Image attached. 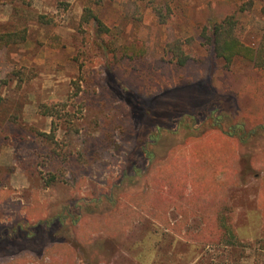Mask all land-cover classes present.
<instances>
[{
  "label": "rangeland",
  "instance_id": "rangeland-1",
  "mask_svg": "<svg viewBox=\"0 0 264 264\" xmlns=\"http://www.w3.org/2000/svg\"><path fill=\"white\" fill-rule=\"evenodd\" d=\"M151 1L0 0V32L28 29L0 50V225L64 218L55 238L42 233L0 264H264L263 137L233 165L202 140L180 148L183 137L159 143L152 167L140 153L149 110L168 124L219 104L246 134L264 124V71L242 58L227 67L202 37L234 15L237 36L258 47L264 0H154L164 21ZM85 7L111 29L103 41L82 23ZM176 40L193 68L166 52ZM221 214L241 242L200 238L204 218Z\"/></svg>",
  "mask_w": 264,
  "mask_h": 264
},
{
  "label": "trees",
  "instance_id": "trees-1",
  "mask_svg": "<svg viewBox=\"0 0 264 264\" xmlns=\"http://www.w3.org/2000/svg\"><path fill=\"white\" fill-rule=\"evenodd\" d=\"M8 1L10 3L19 1L24 5H30L34 0ZM151 4L156 13L162 18V21H164L162 11L154 4V0L151 1ZM39 21L43 24L51 23L50 17L44 15L39 17ZM82 23L93 26L94 30L91 29L95 31L97 37L96 42L99 40L103 41L106 36L112 33L111 29L107 27L89 7H85V14ZM91 23L93 25H91ZM237 27L238 21L236 20V17L234 15L227 16L222 21L212 24L210 28H206L202 33V37L209 45L211 54L216 59L223 60L227 67H229L234 60L242 58L255 69L264 71V31L259 46L254 48L244 44L237 36ZM27 38L28 29L26 27L14 31L0 32V50L25 43ZM165 49L166 52L171 55L172 59L176 61L179 67H194V59L185 52L180 40L168 43ZM191 90L187 89L186 93L191 92ZM189 98L191 102L196 104V101L198 100L197 96H191L190 94ZM222 108L223 107L219 104L209 106L208 109H205V116H203L204 112H195L189 108L170 116L168 118V124H161L158 123V121H155V112L149 110L146 116H148L150 123H152L150 128L151 133L146 135V142L140 147V153L141 155L144 154L148 166L152 167L155 164V158L161 156L159 153L162 149L158 148L159 143L163 144L168 138L181 139L182 137L183 143L178 145L180 148L193 147L199 140H202L205 141L202 147L210 148L214 146L215 148L213 150H221L223 155L228 152L229 155L233 156L231 157L228 155L230 157L228 163H230V165L236 163L241 158L239 156L243 148L251 149L256 138H264V124L256 125L253 131L246 134L243 131V124L235 125L234 115L232 114L233 112ZM46 109H48V107H46ZM44 113H49V111L45 110ZM197 114L199 117L203 114L201 118L205 119L201 122L199 120L197 121ZM213 136L218 140H212ZM149 146L150 149H146ZM224 150H226L225 153ZM259 155L262 156V154ZM135 177L137 179L141 178V172L139 170H135ZM263 204L264 201L262 203V207L264 208ZM205 209H207V207ZM196 210L202 212L203 209L199 207V209ZM208 210L210 209L208 208ZM63 220L64 218L62 217L61 212L56 211L49 218H43L42 216H37L36 219L19 218L14 225H0V256L11 252L12 249H14L15 252H19L24 249L22 247L27 243L33 241L37 242L40 238L39 235L42 233L48 234L50 239L55 238V236H57L55 233L58 230L55 226H62ZM204 222L206 227L209 226V234L204 232L200 235V238L202 237L201 239L208 242H216L220 245L228 244L230 241L233 243L232 241L235 239L236 241L238 240V242H241L235 231L233 220L227 218L226 214L220 216L218 222L217 220H208L207 222L206 218H204Z\"/></svg>",
  "mask_w": 264,
  "mask_h": 264
},
{
  "label": "crops",
  "instance_id": "crops-1",
  "mask_svg": "<svg viewBox=\"0 0 264 264\" xmlns=\"http://www.w3.org/2000/svg\"><path fill=\"white\" fill-rule=\"evenodd\" d=\"M253 212H254L255 214H258V211H254V210H253ZM254 213H253V214H254ZM259 214L261 215L262 213H259ZM78 263H79V262H78Z\"/></svg>",
  "mask_w": 264,
  "mask_h": 264
}]
</instances>
